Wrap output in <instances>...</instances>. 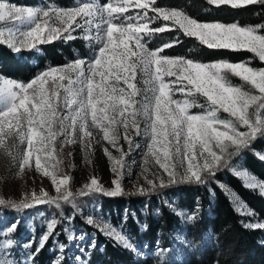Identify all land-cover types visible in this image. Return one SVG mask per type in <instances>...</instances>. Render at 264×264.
I'll return each mask as SVG.
<instances>
[{
  "label": "snow or ice",
  "instance_id": "1",
  "mask_svg": "<svg viewBox=\"0 0 264 264\" xmlns=\"http://www.w3.org/2000/svg\"><path fill=\"white\" fill-rule=\"evenodd\" d=\"M208 2L217 6L230 5L232 8L256 3L264 4V0H208ZM135 4L141 12L136 16L120 17L113 14L124 13L129 6L127 0L119 7H113L109 3L100 4L98 0H87L70 9L18 6L9 0H0V22H16L27 26L26 30L8 29L7 36L4 31H0V44H6L15 53H19L22 48H35L38 44L55 39H73L72 32L76 28L91 31L93 26L94 38L102 45L98 49V55H93L87 60L78 58L63 68L50 67L46 72L37 73L31 82L22 83L0 76V100L5 104L4 109L0 110V136L18 137L21 143L26 142L27 147L20 149V166L28 165L35 153L37 171H43L44 175L51 178L58 193L56 197H49L48 193L41 189L40 194L31 196V203L8 202L7 207L19 210L21 207L49 204L60 208L61 202H74V194L62 187L68 184V177L58 172V162L55 160L56 138L63 134L68 138L67 142H73L71 138L79 135L81 141L88 138L86 147H90L93 133L88 128L89 118L93 126L101 129L104 140L121 152V155L119 158H113L108 149H105V154L114 165L113 171L116 174V179L112 181L114 188L105 189L96 178H93L79 195L96 192L114 197L123 194L120 176L126 153L122 152L118 144L117 125L120 123L126 131L124 139L129 145V151L139 147L132 136L127 134L129 125L135 130L136 135L143 134L149 138L146 155L150 153L168 173L169 184H203L207 177L214 176L219 169L227 167L237 176L243 177L246 187L258 188L261 195H264V181L258 180L247 170L238 171L232 164L233 157L242 158V153L250 149L264 162V154L257 153L252 147L258 138L264 136V68H251L247 66V62L232 64L220 61L205 65L183 58H157L160 50L151 51L145 47L141 33L150 37L153 33L164 32L165 28L157 27L145 31L147 25L140 22H151L161 17L166 21L173 20L185 35L197 37L209 48L244 49L255 53L261 61H264V34L257 33L264 30V24L238 27L236 24L199 23L179 11L157 7L154 0H135ZM150 6L158 14L157 16L147 15ZM51 12H54L55 19L66 26L63 28L48 26L45 36L46 29L41 21L43 20V24L47 25L48 20L43 18L52 19ZM77 17H81L83 24L76 21ZM115 20H120L119 26L114 23ZM125 21H127L126 26ZM133 21H136V24H133ZM61 32L67 35H61ZM133 42L136 50L130 47ZM170 46L164 45V47ZM117 47L122 49L119 53L121 62L119 64L109 62L108 70L101 71L105 67L106 50L111 48L115 56ZM138 65L142 66L141 70L144 72L151 71L155 65L152 72V95L145 96L143 101L135 99L140 90L132 82L136 78ZM225 72L241 77L258 90L259 95L232 86L223 75ZM53 73L58 75L52 77ZM97 75L102 81H106L108 76H114L117 82L123 80L130 91L126 93L124 88H117L114 84L111 86L104 84L103 87L94 85V77ZM165 75L176 76L177 80L165 82L163 79ZM65 80L66 84L63 83ZM184 80L187 81V85L184 84ZM176 83L182 85L177 89L180 92H185L187 89V94L191 95L194 89L196 93L205 96L209 107L201 114H189L188 108L192 104L188 101L181 103L171 98L170 93L173 91L171 85ZM46 85L49 87L46 88ZM188 85L191 88H188ZM95 87H99L98 93L95 92ZM59 89H63V96ZM252 106L255 107L250 112ZM200 107L204 106L200 105ZM62 109H67L69 114H62ZM128 109H131L128 113L130 120L126 116ZM220 109L229 113L233 119H220L217 116ZM9 116L12 120L8 121V131L5 132V118ZM140 116L144 117L143 128L138 119ZM12 121H15L14 126ZM0 143H3L2 139ZM174 169H185V171L178 177ZM148 184L152 185L151 190L155 189L152 180H149ZM159 186L163 188L168 185L161 180ZM139 191L140 194H144L145 189L141 188ZM236 203L238 204L239 201ZM4 204V201H0V205ZM237 208L241 210V214L255 215L253 211L245 213L243 207ZM196 211H199L198 207ZM125 212L127 213V209ZM67 219L70 224L72 218ZM126 219L127 216L122 223H125ZM195 219V212L187 216L189 221ZM61 220L56 218L46 220V231L41 236L35 252L22 255V259L19 260H15L14 256L10 255L11 248L15 246L13 236L19 224L18 219L7 227L0 228V251L7 257L0 260H13L14 264H32L49 236H52L55 237L53 250L58 253L52 264H67L64 250L68 245L60 241L59 233L55 231L57 223ZM86 222L91 224V218ZM104 227L107 229L106 225ZM141 227L146 228V225ZM244 227L264 229V222L245 224ZM64 232L69 243L73 239L83 238L70 234L69 228H65ZM104 234L122 246L135 250L131 240L118 227L107 229ZM35 242L33 237L27 247L30 249ZM157 244L159 245V242ZM192 244L193 241L189 242V246ZM87 247V254L83 247L80 248L81 254L74 257V264H81V261L86 264L90 260V252L95 247L94 242ZM167 251L163 249L161 254Z\"/></svg>",
  "mask_w": 264,
  "mask_h": 264
},
{
  "label": "trees",
  "instance_id": "2",
  "mask_svg": "<svg viewBox=\"0 0 264 264\" xmlns=\"http://www.w3.org/2000/svg\"><path fill=\"white\" fill-rule=\"evenodd\" d=\"M18 4H57L67 5L73 0H9ZM157 7L162 9L178 8L187 15L198 20H218L221 22H236L246 25L264 24V4L245 5L232 8L230 5L210 4L208 0H154ZM128 11L141 12L137 6L128 8ZM149 17L157 16L151 6L148 9ZM157 27H164V32L153 33L150 37L141 33L147 48L160 46V50L167 54L188 56L202 61L223 58L228 60L243 59L249 64L259 66L263 61L250 51L240 49L209 48L195 36L185 35L179 25L173 20H164L162 17L147 22L145 31ZM57 28H61L58 24ZM264 33V30H260ZM66 36V33L61 32ZM73 39H55L48 43L38 44L35 48H22L19 53L13 52L6 44H0V74L12 79L25 81L42 68L63 63L78 55H86L89 46L80 29L72 32ZM178 41V42H177ZM165 44L171 45L164 47ZM226 79L238 84L246 90H256L241 77L225 72ZM194 98L193 109L202 110L209 107L205 96L192 91L189 95ZM200 105L204 107L201 108ZM255 106L250 108V112ZM220 116L233 119L229 113L220 109ZM253 149L262 154L264 152V136L258 138ZM234 165L245 168L250 173L264 181V162L253 150H247L241 157H233ZM167 187L161 188L155 184L145 189L144 194L139 190H123V194L110 197L102 193L89 192L79 195L73 192L74 202H61V207L42 204L40 209L50 212L54 218L61 220L56 225L59 239L68 245L65 235L63 213L70 214L71 222L89 235V241L83 243L85 253L88 245L95 244L90 252V260L86 264H264V229L244 227L245 224L264 222V195L260 190L246 187L242 176H237L227 167L219 169L214 176H209L203 184L164 182ZM228 186L244 201L255 215L241 214L225 186ZM97 200L99 208L110 221L119 224L125 235L134 245L130 250L114 239L108 238L105 232L97 226L86 222L81 210L88 207L92 200ZM0 205L4 214L16 212L19 221L14 235L25 228L22 222L24 211L21 207L14 210L7 207L9 200ZM197 207L199 211L197 212ZM31 209V208H30ZM127 209V213L125 210ZM196 213L194 221L187 220V216ZM247 211H245L246 213ZM180 213V214H178ZM125 216L126 222L122 223ZM35 220L36 213L31 211ZM139 221V223H137ZM142 225L146 228L142 229ZM55 235V233L53 234ZM55 238V237H53ZM49 236L47 243L35 256V264H45L49 260V245L53 240ZM193 244L189 246V242ZM159 242V245L157 244ZM69 245L65 248L67 264H74L70 260ZM167 252L161 254V250ZM77 251H80L76 248ZM1 264V263H0Z\"/></svg>",
  "mask_w": 264,
  "mask_h": 264
},
{
  "label": "rangeland",
  "instance_id": "3",
  "mask_svg": "<svg viewBox=\"0 0 264 264\" xmlns=\"http://www.w3.org/2000/svg\"><path fill=\"white\" fill-rule=\"evenodd\" d=\"M11 3H14L12 1H9ZM83 2H87V0H73L71 3L67 5H57V4H17L18 6H31V7H41V8H60V9H70L73 7H77ZM98 3L104 4L109 3L113 7H119L120 5L125 3V0H98ZM127 3L129 6L126 8L124 13H114V16H136V11H128V8L136 6L135 0H127ZM167 10H176L181 12L183 15H186L190 19H195L183 11H181L178 8H168ZM50 15L52 16V19L49 18H43L48 20V24L44 25L43 20L41 21L42 26L45 27L46 31L44 35H47V27H57L58 24L61 25V28L65 27L61 21L55 19L54 12H51ZM197 20L199 23H222L225 25L228 24H236L238 27H246V26H253L254 25H246V24H238L236 22H221L218 20ZM76 21L83 24V20L81 17H77ZM114 23H116L118 26L120 24V20H115ZM140 23L146 24L147 21H141ZM127 24V21H125V26ZM133 24H136V21H133ZM17 28H20L21 30H26V25H19L16 22H0V31L5 32V36H7L8 29H12L15 31ZM106 28V25H105ZM81 34L84 35L86 42L89 46V52L86 55H76L73 58H70L66 60L63 63L59 64H52L48 65L41 70H39L37 73L46 72L50 67L51 68H63L66 65H69L73 63L76 59H84L87 60L89 57L93 55H98V49L102 45L98 43V41L94 38L95 31L94 26L92 27L91 31H82L80 29ZM257 34H264L260 31H258ZM119 34L117 33V36ZM130 47L133 50H136V45L133 42ZM146 47V46H145ZM151 51H157L160 50V46L155 48H148ZM122 51L121 48L117 47L115 50L116 55H113V50L110 48L106 50V53L104 55V61H105V67L101 69V71H107L108 70V63H114L119 64L120 56L119 53ZM159 57H167L170 59H179L183 58L184 60H192L196 63H202L205 65H211L213 63H218L220 61L236 64V63H242L247 62L243 59L239 60H228L223 58H217V59H211V60H198L193 59L188 56H182V55H175V54H167L162 52L161 50L158 51L157 58ZM133 59H135L133 57ZM247 66L254 68V69H260L264 68V61L262 65L254 66L247 62ZM142 66L137 67L136 70V78L132 82L135 83L136 87L140 90L139 94L135 99L137 101H143L145 96H151L152 95V72L155 69V65L153 66V69L149 72H144L141 70ZM122 71V70H121ZM35 73L32 77L25 81H19L12 79L8 76L0 74L4 79H11L15 80L17 82L27 83L31 82L37 75ZM58 74L53 73L52 77H56ZM50 77V80L51 78ZM165 82L169 81H176L177 77L172 76H164L163 77ZM66 80L63 81V83L66 84ZM232 86L239 87L242 90H246L242 86L238 84H234L230 81H228ZM104 84L108 85H115L117 88H124L125 92H129L130 89L127 88V85L124 83L123 80H120L117 82L115 80L114 76H108L106 81H102L101 77L97 75L94 77V85H99V87H103ZM184 84L187 85V81L184 80ZM173 91L170 93L171 98L173 100L179 101L183 103L184 101H188L190 104H192L191 107L188 108L189 114H201L203 113L205 107L202 110L193 109V106H195V100L193 97L189 96L187 94V89L185 92H180L177 89H179L182 85L179 83L172 84ZM49 87L46 85V88ZM99 87H95V92H99ZM188 88H191L190 85L187 86ZM18 91V90H17ZM61 96H63V89H59ZM192 91H195L194 89ZM250 91V90H247ZM252 94L259 95L258 90L250 91ZM103 99V97H100ZM206 101L207 98L205 97ZM16 103H19V100L17 99ZM207 104L209 102L207 101ZM100 106V105H98ZM5 107L4 101L0 100V110H3ZM22 111V109L20 110ZM34 111V110H33ZM250 111V109H249ZM131 112V109H128L126 112V116H128V113ZM62 114H69L67 109H62ZM217 116L220 119H231L226 116H220L217 113ZM118 119H120L118 117ZM128 119L130 120L131 117L128 116ZM141 123V128H143V120L144 117L140 116L138 117ZM12 120V117L9 116L5 118V132L8 131V121ZM13 126L15 125V121H12ZM107 123V122H105ZM88 128L93 133V136L91 138V146L86 147V141L88 138H85V141H81L80 136L76 135L72 137L73 142H67L68 138L61 134L57 136L56 138V155L55 160L58 162V172L62 173L64 176L68 177V184L65 186H62L67 189V191L70 192H81L82 189H85L86 185H89L91 182V179L96 178L98 182L105 188V189H112L114 188V184L112 181L116 179V174L113 171V161L109 159L108 155L105 154V149H108V152L111 153L113 158H119L121 155V152L117 151L116 148H114L108 141L104 140L103 138V132L100 128L95 127L91 123V119L88 120ZM24 130H27V125L25 124ZM223 130V129H220ZM117 131H118V144L120 146V149L123 153H126L124 155V168L121 170V176H120V184L123 190H140L141 188L147 189L152 187V185L148 184L149 180L153 181V184H158L162 181L166 182L169 180L168 173L165 172L160 165L156 162V159L149 153H147V144L149 143V138L145 137L143 134L136 135L135 130L131 128L129 125V128L127 130V134L131 135L133 138V141L135 144H138L139 147H134L131 151H129V145L127 141L124 139V136L126 134L125 128L122 123L117 125ZM0 139L3 140V143H0V201L9 200L11 202H15L17 204H20L22 202H29L31 203V196L33 194H40V190L44 189L49 195V197H56L58 193L56 192V186L52 183V180L49 176H46L43 174V171H37L35 167V156L36 154L33 153V156L30 158L29 164L25 165L23 167L20 166L19 162V154L21 148H26V142L21 143L20 139L18 137H11L7 135L0 136ZM218 151V150H217ZM264 154V152H262ZM200 163H203V161H200ZM187 167V163L185 164V168ZM234 168H236L238 171L246 170L245 168L234 165ZM177 171V175L179 177V174L184 172L185 169H174ZM249 172V171H248ZM249 174H252L249 172ZM257 177V176H256ZM60 178V177H58ZM243 178V177H242ZM258 178V177H257ZM258 180L263 181L258 178ZM227 191L229 192L232 200L234 201L235 205L237 207H243L245 211H249V208L244 203V201L234 192L232 189H230L227 185L225 186ZM236 201H239L237 204ZM31 208V209H30ZM33 210L34 213H36L37 218L34 220L31 217V211ZM43 215H40V214ZM81 214L83 218L88 220L91 218L93 225L100 228L102 231H106L107 229L118 227L123 233L124 230L121 228L119 224H115L110 219L101 212L97 200H92L88 207L81 210ZM65 222L64 226L65 228L70 229V234H74L75 237H83L82 239H73L70 243L68 242L69 249L68 252L72 255L70 256V260L74 263V257L76 255H80V251H77L76 248L80 250L81 247H83V243H86L89 241V235L83 230L79 229L74 225L73 222L70 224L68 223V217H70V214H67L66 212L63 213ZM17 214L16 212H9L7 214H4L0 209V228L7 227L9 224L16 221ZM54 218L53 215L50 212H44L40 209L39 206H32L29 207L27 210L24 211L23 217L20 218L22 222H26L25 228L21 229L17 235H14V241L15 246L11 248L10 255L14 256L15 260L22 259V255L26 256L29 252H35L36 246L39 243V240L41 236L46 231V223L45 221L48 219ZM107 226V229H105L104 226ZM125 234V233H124ZM35 237V243L31 245V248L29 249L28 242ZM54 239V238H53ZM62 242V241H61ZM50 250V256L49 260L45 264H52L53 259L55 258L56 254L53 250V240L52 243L49 245ZM85 251V249H84ZM0 259H7L5 257L4 253L0 251ZM1 264H14L13 260H0ZM32 264L34 263V260L32 261ZM81 264H85V262L81 261ZM215 264V263H210Z\"/></svg>",
  "mask_w": 264,
  "mask_h": 264
}]
</instances>
